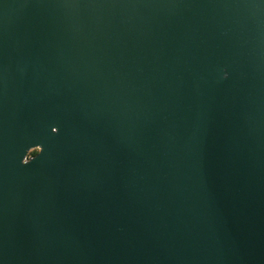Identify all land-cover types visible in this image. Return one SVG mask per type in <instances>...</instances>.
Segmentation results:
<instances>
[{"label": "water", "instance_id": "1", "mask_svg": "<svg viewBox=\"0 0 264 264\" xmlns=\"http://www.w3.org/2000/svg\"><path fill=\"white\" fill-rule=\"evenodd\" d=\"M0 264H264V0H0Z\"/></svg>", "mask_w": 264, "mask_h": 264}, {"label": "trees", "instance_id": "2", "mask_svg": "<svg viewBox=\"0 0 264 264\" xmlns=\"http://www.w3.org/2000/svg\"><path fill=\"white\" fill-rule=\"evenodd\" d=\"M37 154V151H32L31 153H30V156H35Z\"/></svg>", "mask_w": 264, "mask_h": 264}, {"label": "flooded vegetation", "instance_id": "3", "mask_svg": "<svg viewBox=\"0 0 264 264\" xmlns=\"http://www.w3.org/2000/svg\"><path fill=\"white\" fill-rule=\"evenodd\" d=\"M35 151H37V154L39 153V150H38V149H37V150H35ZM37 154H36V155H37ZM36 155H35V156H36ZM35 156H30V157H32V158H33V157H35Z\"/></svg>", "mask_w": 264, "mask_h": 264}, {"label": "built area", "instance_id": "4", "mask_svg": "<svg viewBox=\"0 0 264 264\" xmlns=\"http://www.w3.org/2000/svg\"><path fill=\"white\" fill-rule=\"evenodd\" d=\"M27 160H28V159H27ZM27 160H26V161H27Z\"/></svg>", "mask_w": 264, "mask_h": 264}]
</instances>
